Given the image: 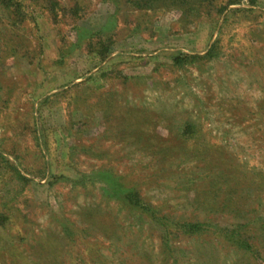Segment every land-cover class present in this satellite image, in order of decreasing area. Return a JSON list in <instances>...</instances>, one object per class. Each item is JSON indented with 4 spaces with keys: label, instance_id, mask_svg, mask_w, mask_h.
<instances>
[{
    "label": "rangeland",
    "instance_id": "obj_1",
    "mask_svg": "<svg viewBox=\"0 0 264 264\" xmlns=\"http://www.w3.org/2000/svg\"><path fill=\"white\" fill-rule=\"evenodd\" d=\"M21 1L0 6V264H264V0Z\"/></svg>",
    "mask_w": 264,
    "mask_h": 264
},
{
    "label": "trees",
    "instance_id": "obj_2",
    "mask_svg": "<svg viewBox=\"0 0 264 264\" xmlns=\"http://www.w3.org/2000/svg\"><path fill=\"white\" fill-rule=\"evenodd\" d=\"M21 0H0V6L5 7L6 9H12L15 8L16 12H21L22 10V4ZM214 51V46L211 48L208 53L207 57H212V53ZM178 60H181V58H175L174 61L178 63ZM7 164H9L7 162ZM13 168V167H12ZM23 178V177H22ZM25 180V178H23ZM127 200L132 201V202H138L139 198L137 197L136 194L127 195ZM153 212V211H152ZM154 218L155 212H153ZM175 231L173 233H179L180 235H191V236H200L204 234H216L218 232H226L227 238L229 240H235V244L238 246L239 249H242L244 252H249L254 259L258 260L259 259V254L257 247H253L252 245L247 243L246 239H242L241 236L237 235V232H230L229 230L221 229L219 227H212L210 224L206 223H192V222H186V223H176L174 225ZM213 229L214 231H211ZM167 234H171V232H168ZM176 235V234H174Z\"/></svg>",
    "mask_w": 264,
    "mask_h": 264
}]
</instances>
